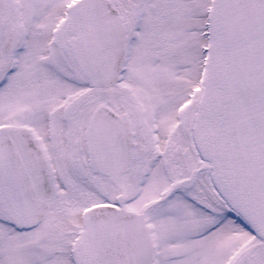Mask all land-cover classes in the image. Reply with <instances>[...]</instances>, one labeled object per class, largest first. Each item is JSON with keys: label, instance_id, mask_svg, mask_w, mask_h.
I'll return each mask as SVG.
<instances>
[{"label": "snow or ice", "instance_id": "1", "mask_svg": "<svg viewBox=\"0 0 264 264\" xmlns=\"http://www.w3.org/2000/svg\"><path fill=\"white\" fill-rule=\"evenodd\" d=\"M0 264H264V0H0Z\"/></svg>", "mask_w": 264, "mask_h": 264}]
</instances>
